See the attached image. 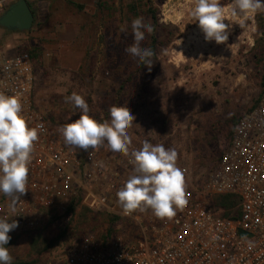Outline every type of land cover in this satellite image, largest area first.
Segmentation results:
<instances>
[{"label":"rangeland","instance_id":"obj_1","mask_svg":"<svg viewBox=\"0 0 264 264\" xmlns=\"http://www.w3.org/2000/svg\"><path fill=\"white\" fill-rule=\"evenodd\" d=\"M26 1L34 15L30 31L0 27V50L8 55L26 52L33 58L34 108L53 131L79 118L80 110L65 102L73 92L85 98L89 114L101 122L110 119L111 106H127L136 118L129 129L130 149H140L145 140L175 148L186 191L201 190L238 118L261 95L264 12L234 16L232 0H220L230 30L228 41L217 44L206 41L198 22H193L194 0ZM137 17L154 28L141 43L154 48L150 71L125 51L134 42L131 22ZM94 151L100 170L94 190L103 194L115 183L110 199L116 212L121 209L116 192L133 166L129 157L106 146ZM3 196L0 193V217L11 220L2 211L11 201ZM136 213L144 221L152 215ZM30 217L38 220L34 231L18 227L9 233L12 264H59L83 232L101 235L122 223L113 212L87 210L81 200L60 202Z\"/></svg>","mask_w":264,"mask_h":264},{"label":"built area","instance_id":"obj_2","mask_svg":"<svg viewBox=\"0 0 264 264\" xmlns=\"http://www.w3.org/2000/svg\"><path fill=\"white\" fill-rule=\"evenodd\" d=\"M17 0H0V13ZM34 62L26 52L0 50V92L16 95L39 139L30 164L27 193L2 211L18 227L34 231L30 214L52 210L60 202L81 200L93 212H113L123 222L107 236L87 232L75 240L59 264H264V87L257 103L238 118L229 143L201 190L186 191L187 205L171 219L134 212H114L111 195L96 193L99 162L89 152L66 146L45 117L34 108ZM225 196L237 198L228 210L215 206ZM4 206V204H3ZM1 211V210H0Z\"/></svg>","mask_w":264,"mask_h":264},{"label":"clouds","instance_id":"obj_3","mask_svg":"<svg viewBox=\"0 0 264 264\" xmlns=\"http://www.w3.org/2000/svg\"><path fill=\"white\" fill-rule=\"evenodd\" d=\"M231 11L232 15L241 17L264 12V0H232ZM190 15L193 22H198L206 41L214 40L217 44L228 41L230 25L224 22V6L220 0H194ZM131 28L134 42L125 51L150 71L155 53L141 47V43L154 28L142 17L133 19ZM65 102L80 110L78 119L58 128L66 146L86 152L106 146L114 153L129 157L132 174L116 192L117 203L124 214L151 211L163 220L183 210L188 203L186 181L184 170L178 166L175 148L145 140L140 149L131 150L129 129L136 118L127 106H111L110 119L101 122L89 114V105L81 95L73 92L65 97ZM38 139L39 126H29L20 98L0 92V193L10 199L13 210L28 191L30 164ZM18 226V221L0 217V264L13 262L8 247L12 239L9 233Z\"/></svg>","mask_w":264,"mask_h":264},{"label":"water","instance_id":"obj_4","mask_svg":"<svg viewBox=\"0 0 264 264\" xmlns=\"http://www.w3.org/2000/svg\"><path fill=\"white\" fill-rule=\"evenodd\" d=\"M34 15L26 0H17L0 16V27L9 31L29 32Z\"/></svg>","mask_w":264,"mask_h":264},{"label":"trees","instance_id":"obj_5","mask_svg":"<svg viewBox=\"0 0 264 264\" xmlns=\"http://www.w3.org/2000/svg\"><path fill=\"white\" fill-rule=\"evenodd\" d=\"M30 7V6H29ZM31 9V8H30ZM152 43H154V38L152 36ZM150 49H154L153 46H151ZM31 56V55H30ZM32 58V57H31ZM33 59V58H32ZM264 87V86H263ZM257 103V102H256ZM6 196H3V198H5ZM71 203L72 202H76V200H72L70 201ZM237 204V198L233 197V196H225V197H221V199H218L217 202L215 203V206L216 207H219V208H222V209H225V210H228L229 208H232L234 205ZM88 210V209H87ZM96 213H99V212H96ZM101 213H107L108 212H101ZM116 215V214H115ZM117 218H119V221L121 222V218L119 216L116 215ZM123 225V229H125L129 224V222H123L121 223ZM114 225V224H113ZM111 225L110 229H107V231L104 233L106 234L107 236H109L110 234L114 233L115 232V226ZM85 232H83L82 236L77 238V240H80L82 237L85 236ZM102 234V235H104ZM32 248H35L36 247V242L35 240L33 241L32 243Z\"/></svg>","mask_w":264,"mask_h":264},{"label":"flooded vegetation","instance_id":"obj_6","mask_svg":"<svg viewBox=\"0 0 264 264\" xmlns=\"http://www.w3.org/2000/svg\"><path fill=\"white\" fill-rule=\"evenodd\" d=\"M8 9V8H7ZM7 10H5V12H6Z\"/></svg>","mask_w":264,"mask_h":264}]
</instances>
